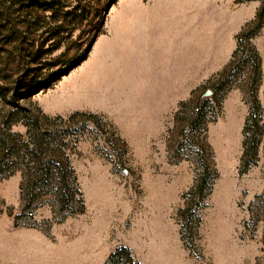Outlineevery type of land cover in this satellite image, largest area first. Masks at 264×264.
I'll list each match as a JSON object with an SVG mask.
<instances>
[{
  "label": "rangeland",
  "instance_id": "obj_1",
  "mask_svg": "<svg viewBox=\"0 0 264 264\" xmlns=\"http://www.w3.org/2000/svg\"><path fill=\"white\" fill-rule=\"evenodd\" d=\"M104 1L103 32L86 59L50 87L37 90L27 104L65 119L57 120L56 127L69 132L68 153L84 211L58 220L50 194L32 211H23L20 172L0 177V264H264V150L246 173L237 170L247 113L242 91L232 87L219 116L208 124L205 140L218 177L197 209V234L186 233L185 245L177 211L192 186L201 140L197 135L188 141L191 136L183 138L175 126L174 113L182 100L162 115L147 120L137 116L143 108L133 90V75L141 73L136 55L150 37L133 24L142 12L137 0ZM253 1L179 0L177 7L175 2L166 12L163 39L159 29L150 34L151 42L158 41L156 47L161 41L167 45V72L174 73L178 53L189 74L199 63L207 78L220 71L235 48L240 31L236 17ZM252 42L262 57L257 95L264 121L263 29ZM207 90L199 94L205 98ZM75 112L95 115L100 125L84 116L68 119ZM121 245L130 250L131 261L109 262Z\"/></svg>",
  "mask_w": 264,
  "mask_h": 264
},
{
  "label": "trees",
  "instance_id": "obj_2",
  "mask_svg": "<svg viewBox=\"0 0 264 264\" xmlns=\"http://www.w3.org/2000/svg\"><path fill=\"white\" fill-rule=\"evenodd\" d=\"M116 0H109L113 3ZM254 17L235 36L229 62L179 102L174 123L183 138L198 135L196 170L192 186L178 209L180 239L197 234L201 221L197 209L205 204L218 177L214 154L205 140L208 124L221 112L228 91L235 85L243 94L247 113L242 125V151L238 174L246 173L264 150L263 106L257 95L262 78V58L252 39L264 25V0ZM104 0H0V177L20 172L19 195L23 211H32L50 194L60 219L84 211V199L70 163L67 129L57 128L61 116L50 117L40 108L28 106L37 90L46 89L69 68L85 60L96 38L103 32ZM78 34L72 39V33ZM64 46L56 56L54 52ZM211 93L203 98L200 89ZM99 126L96 116L75 112ZM21 124L24 132L13 130ZM181 142V141H180ZM109 262H130V250L118 246Z\"/></svg>",
  "mask_w": 264,
  "mask_h": 264
},
{
  "label": "crops",
  "instance_id": "obj_3",
  "mask_svg": "<svg viewBox=\"0 0 264 264\" xmlns=\"http://www.w3.org/2000/svg\"><path fill=\"white\" fill-rule=\"evenodd\" d=\"M175 2L177 7L179 0H137L138 7L141 8L142 12H139L137 18H134L133 24H136L143 33L147 32L148 38H151V33L159 29L162 32L159 39H163L166 12L169 8L174 9ZM258 6L259 1L255 0L252 5L242 7L241 12L236 17L239 20V30L245 22L252 19ZM232 17L235 19L234 14ZM262 29L264 30V25ZM149 41H147L142 54L140 55L138 52L136 55L138 70L141 73L133 75V90L136 93L138 104L143 108L140 112L138 111L137 116L145 118V120L150 115H162L170 111L178 101L187 98L192 89L208 79L203 63L194 65L189 74L187 66L179 61L181 58L179 53L176 54L177 62L174 73H168L164 65L166 43L161 41L159 47H156L158 41ZM156 49H159L157 54ZM259 50L260 53H264V46H260ZM143 112L146 113L142 115ZM145 120L143 122H146Z\"/></svg>",
  "mask_w": 264,
  "mask_h": 264
},
{
  "label": "water",
  "instance_id": "obj_4",
  "mask_svg": "<svg viewBox=\"0 0 264 264\" xmlns=\"http://www.w3.org/2000/svg\"><path fill=\"white\" fill-rule=\"evenodd\" d=\"M210 93H211L210 90H207V91L205 92L206 95H210Z\"/></svg>",
  "mask_w": 264,
  "mask_h": 264
}]
</instances>
